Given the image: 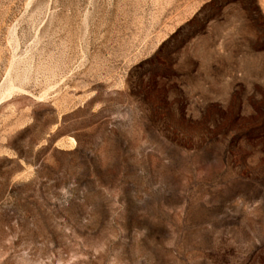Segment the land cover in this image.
Returning <instances> with one entry per match:
<instances>
[{"label": "rangeland", "instance_id": "obj_1", "mask_svg": "<svg viewBox=\"0 0 264 264\" xmlns=\"http://www.w3.org/2000/svg\"><path fill=\"white\" fill-rule=\"evenodd\" d=\"M0 264H264V0H0Z\"/></svg>", "mask_w": 264, "mask_h": 264}]
</instances>
